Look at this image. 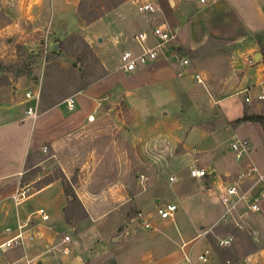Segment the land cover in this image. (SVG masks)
Instances as JSON below:
<instances>
[{"label":"rangeland","instance_id":"obj_1","mask_svg":"<svg viewBox=\"0 0 264 264\" xmlns=\"http://www.w3.org/2000/svg\"><path fill=\"white\" fill-rule=\"evenodd\" d=\"M161 1L164 4L166 2L165 0ZM197 1L176 0V7L173 10L169 7L170 12L167 11L170 17L168 15L166 17L167 13L165 10L167 8L162 4L159 7L158 3H154L158 10L153 14H148L151 17H156L161 10L165 20L173 22H170V28H175L176 33H180L182 37H189V15L192 10H196ZM2 5L0 0V63H2V67L0 66V81L6 76L12 77L13 73L5 69V67L11 63L19 62V55L23 58L28 51L41 54L38 65L33 67L28 74H23L16 79L12 77V81L8 85L0 86L2 95H6V91H9L18 97L23 96L27 89L40 90V87L45 85L47 91L51 92L55 97H59L62 94L66 95L68 92L71 95L74 94L72 90L75 86H79L87 80H97L98 78H94L98 77L103 71V68L98 65L101 64V59L108 56L109 59L111 58L114 61V64L117 63L118 65L121 52L126 48H130L126 43L115 39L117 32L125 29L127 34H131L133 30L138 28V16L142 14V12L137 11L132 2H127L120 7V10L116 9L114 10L115 12H111V14L98 20L90 27H85L77 20L75 5L72 1L64 3L63 0H52L48 5V12L45 16H43L40 9H34L37 16L27 19L26 23L23 20L21 21L23 22L24 32L21 36L22 39L18 41L16 37L18 38L21 35V32L18 31V26L8 28L4 27V23L8 21V16L11 15V12L12 16L15 17L21 16V14L17 9ZM201 5L207 7L214 5V9L211 11L210 16L207 17L208 19L204 14H201L195 25L198 27L200 25L201 27L208 26V23H204L206 20L212 24H217V28L220 29V36H214L206 32L204 38L192 41V44H197L194 48L186 47L180 43L179 54L186 58L188 63L184 66L178 63L175 64L174 72L180 69L182 74L178 76L175 74L174 79L171 81L161 83L156 81L151 85L148 84L143 90L134 87L132 83L136 82H129L127 91L124 93V99L133 111L127 107L126 103H120V100L111 109L109 100H104L102 112H94L95 116L100 115L99 120H97L99 122L96 124L98 126L95 129L102 133L100 136L102 137V144L98 146L102 151H98L97 154L89 153V144L85 143L80 146V152L77 151L75 158L70 161L69 165H65L72 168L69 176L76 181L79 175L88 177L87 175L91 168L90 161L93 158L100 160L99 165H103V162H106L104 164L105 167H98V171L101 172L103 177L107 176L109 179L121 174L130 177L131 183L127 189L130 197H132L135 189V185L132 182L139 179V188L146 189V191L138 194L135 202L136 204L139 203L145 217L142 219L135 218L137 209L133 201L129 199L121 206L126 210V215L122 216L121 209L117 208L102 216L101 219L105 221L104 226L106 228L99 229L94 222L89 225L86 220L81 219L82 221H79L78 224V237L81 240V244H78L77 238L68 223L65 220L61 222V218H63L61 215V217L54 215L53 218L56 221L53 235L56 236L57 234L58 236L55 237V242L58 243L54 245L56 254L63 253L64 246L69 247L70 250L72 245L75 244L76 246L78 244L79 256L84 261H87L90 257V252L93 250L96 252L100 243L111 244L107 228L120 223L128 227V231L122 242L114 244L116 246L113 249L116 254L113 264H139L145 262V259L146 262L152 261V264H159L157 260L163 255L162 251L164 248L172 245V247L167 249L168 253H166V250V252L164 251L166 253L162 257L164 259L173 257L175 251L178 250L174 245L182 240L181 229L187 228L191 225L190 223L195 228L203 224L207 227L210 224L207 221L208 218L201 215V213L209 214V212L213 213L219 210L223 213L224 210L222 203L215 201L214 190L204 194L193 193L196 190V184H193L189 174V163L186 162H190V159L197 156L199 163L206 170L212 167L216 170V175H221L225 171L229 172L230 174L222 177L226 182L236 181L238 173L245 168V164L249 163V161L253 162L261 172L264 171V138L259 123L244 122L235 128L231 124L233 119L243 114L245 107H247V111L250 110V105L247 104L245 97L247 95L252 97V95H258L264 91V85L262 84L255 85V89L251 93L247 92L246 88H242L246 84H253L254 77H251L248 83L247 81L239 80L243 73L242 68H239V62L242 59L249 66L248 70L253 71L249 65L251 64L249 61L250 54L244 55L242 51L252 46L254 34L260 38L261 43L264 45V0H207ZM123 7L129 13L127 20L125 14V17L120 14ZM231 10L236 12L238 19L241 20L242 18L244 22L251 25L249 29H251L253 34H247L242 37L238 22H235L234 25L230 23V18L233 16ZM102 11H104L102 14L106 12L104 6H102ZM21 13H23L22 17H24L26 12L23 9ZM60 13L64 26L62 31L53 26V22L59 18L58 15ZM158 17L159 15L156 17L157 20ZM46 19L50 22L49 27L52 24L51 29H57V33H60V36L72 32L81 37H91V41L89 40L91 44L86 40L85 43L89 45L91 50L89 56L96 57L95 62L97 64L95 63L96 70L92 71L84 80H79L73 76H71V78H74L72 80L59 79L60 71H63V69L68 70L71 68L72 74L79 72L81 69V63L77 61L75 65L76 57L72 56L69 50L61 47L58 53L59 56H55V59L51 62H46L45 54H49L52 49H57L58 45L62 44V41L68 37L63 36L64 38L62 39L51 37V34L45 28ZM198 33L199 30L196 33L193 32L194 35ZM97 34L104 38L103 42L97 40V37H101L96 36ZM7 35L12 37L13 40L7 41ZM15 40L18 42H15ZM55 43L56 47L54 48ZM172 43L178 45L175 40L170 42V44ZM201 45H205L207 50L203 51L200 48ZM79 49L77 52L80 51ZM49 64L53 66L48 67ZM108 64L110 66L114 65L111 62H108ZM59 67L63 69L60 70ZM46 73H48V76H46ZM195 73L199 74L200 82L195 80ZM126 75L130 74L126 73ZM38 107H40V104ZM152 110L155 112L156 121H158L155 129L153 127L154 120L147 117L149 111ZM163 111L167 112V115L161 116L160 114ZM111 112L116 113V115H111ZM210 121L213 123H210ZM209 126H212L213 129L209 130ZM118 130L128 131V141L127 143L124 142L123 146H121V140L117 136ZM91 131H94V129L92 128ZM174 138H177L179 142L182 141L187 150L185 154L182 152L183 157L178 153L182 147L181 143L174 142ZM236 139L248 141V153L247 155L243 154L239 160H235L234 151L229 146V143ZM11 145L15 146L13 143ZM92 146L93 148L95 147L94 145ZM194 147L197 150L196 152L192 151ZM47 153L43 152L44 155L48 156ZM86 157L89 162L82 166V162ZM174 161L182 165L167 169L168 163ZM39 165L41 168L39 173L28 181L31 191L35 188L33 185L39 177L56 176V171L59 167L53 158L49 157L43 159ZM169 175L173 176L171 180L168 178ZM216 175L215 173L212 174V176ZM143 177L144 179H142ZM56 179L58 184L61 183L59 178ZM249 184H251L250 181L239 183L244 188ZM48 191L26 199L17 207L22 204L24 207L33 205L35 201H39L41 195L46 194ZM259 192V189L255 188L249 195L251 198H248L247 202L258 196ZM157 197L162 199L161 201L158 200L157 205L172 201L176 204V209L173 213L174 222L164 226L157 220V217L160 219L156 215L157 205L155 202ZM247 202L243 201L237 205L230 224L236 225L233 222L241 223L242 226L238 227L246 229L251 234L254 246L256 244H264V196L259 199L260 209L258 211H247L246 215H244L243 212L247 210ZM34 215L39 217L38 213ZM143 220L148 222L149 226H144L142 222L145 221ZM98 221L100 222L99 217ZM222 223L225 222L222 221ZM250 225L256 229L257 233L253 232ZM3 229L4 227H0V232ZM64 234L70 237L69 241H61ZM248 240L249 237L246 239L243 236L241 239L235 238L227 248L237 254L238 258L235 260L226 259L228 260L227 263L226 260L222 261L218 257L214 250V241L211 238V247H206L210 251L208 261L201 262L197 259L196 264H233L241 258L240 256L244 254L245 249L250 248ZM194 243L197 249L202 251L205 244L209 245L206 238H195L187 243L186 249ZM155 259L156 262L153 261ZM5 261L4 252L0 248V264H4ZM91 261L95 260L91 259ZM107 264L112 263L108 261ZM239 264H242V262H239Z\"/></svg>","mask_w":264,"mask_h":264},{"label":"crops","instance_id":"obj_2","mask_svg":"<svg viewBox=\"0 0 264 264\" xmlns=\"http://www.w3.org/2000/svg\"><path fill=\"white\" fill-rule=\"evenodd\" d=\"M68 1H72L75 5L76 15V8L78 3L77 0H63L64 3ZM165 1L166 2L164 4L161 0H124L120 2L117 6L110 9L112 11L107 10L96 20L88 24H85L79 21L78 19L77 20L82 23L83 26L90 27L91 25L95 24V22H97L98 20H101L105 16L111 14V12H115L114 10H120V7L126 4L127 2H132L133 6H135L136 9L137 5L141 3H158L159 7L162 4L165 8H167L165 10L167 13L166 17L167 15L170 17V14L167 11L170 10L169 7H171L173 10L176 7L177 2L176 0ZM1 2L3 5H8L12 9H17L18 12L21 14V16L15 17L12 16L11 12V15L8 16V21L4 23V27L8 28L18 26V31L21 32V35L19 36L21 37L22 33L24 32L22 25L23 22L26 23L27 19H31L34 16H37V13L34 11V9H40L43 16H45V14L48 12V5L50 2H52V0H1ZM197 3V6H195L197 7L196 10H192L191 14L189 15V37H182L180 36V33H177V36L174 40L177 41L178 45L176 43L167 45V47L164 48V52L160 57H158L154 61H151L145 65L138 67L134 71L119 70L117 68V63L114 64V61L111 58L109 59L108 56H105L103 59H101V65L103 66L106 74H104L94 82L88 84L85 89L69 95L73 96L75 100L74 107L72 109H68L65 104V98L69 96L65 97L55 105L43 111H38V102L36 104L34 100L26 99L24 95L18 97L17 95H13L9 91H6V95H2L3 93H0V227H4V229L0 232V244L6 239L12 237L18 231L17 225L24 221H26V225L22 227V231L25 235H27L25 236L21 244H17L15 246H10L7 248L0 247L3 250L6 259L4 264H25L24 256L30 258L35 257L37 259V264H107L108 261H111V263L113 264L116 254L113 249L114 246H116L114 244L122 242L125 239V235L128 231V227H125L124 224L118 223L114 224L111 227H108V238H110L109 242L111 244L107 245L100 243V246L96 250V252H94V250L91 251L90 257L87 259V261H84L83 258L79 256L77 247L79 243L81 244V240L78 237V224L79 221L82 220L80 219L75 223H69L66 221L63 209L66 206L67 199L62 189L61 183L58 184L56 182L57 179L49 181L39 189L34 188L32 192L26 198H24V200L22 199L23 201L21 200L17 204H15L14 200L12 199V195L21 185L20 179L24 171V163L28 152L40 154L42 152L41 148L45 145L47 147L48 152L47 157L53 158V160L58 164V166L64 173L65 177L70 180L71 178L69 174H71L72 168L66 167L65 165H69L70 161L75 158L77 151L80 152L81 145L88 143L89 153L97 154L98 151H102V149L98 147L102 144V137H100L102 133L95 129V127L98 126L96 124L97 122H99L97 120H99L100 115L98 114L95 116V121H89L87 120L88 114H94V112L96 111H99V113L102 112V109L104 107L103 104L105 102L104 100H109L111 104V109L114 108V104H118L119 100L120 103H126L124 99V93L127 91V85L129 82H136L132 83L134 84V87L139 90H143L148 84L151 85L156 81L158 83L171 81L172 79H174L175 74L177 76L181 75L182 73H180V69H178L177 72H174L175 64H180V62L172 56V53L175 52L177 55H180V43H182L186 47L188 46L190 48H194L197 46V44H192V41H195V39L198 38H204L206 36V32L211 33L214 36H220V29L217 28V24H212L206 20L204 21V23H208V26L201 27L200 25V27H198L195 25L201 14H204V16H206L207 18L210 16L211 11L214 9V5H209L208 7L202 6L199 0L197 1ZM2 6L1 8H3ZM23 9L26 12L24 13V17H22L23 13H21ZM232 13L233 16H231L230 18V23L234 25L235 22H238V27L241 28L240 31L242 37L247 34H253L251 29H249L251 25H248L247 22H244L242 18L241 20L238 19L236 17V12L232 11ZM120 14H122L123 16L125 14L126 20L128 19L129 13L126 12L125 7H123V9L120 11ZM150 14L143 11L142 14L138 16V28L136 30H133L131 34H127L125 29H121L117 32L115 39L121 41L122 43H126L127 46L130 47L129 49H139V45L135 42L136 40L134 39V34L141 30L143 25L164 24L170 27L169 24L171 25V23H173L171 22V20H165V18L163 17L164 14L161 10L159 14H157V16L159 15L158 20L156 19L157 16L151 17ZM58 17L59 18H57L56 21L53 22V26H56V28L62 31V27L64 26L61 21V13L60 15H58ZM22 20L23 22H21ZM45 23L46 31L51 34V37H59L60 39H62L64 38L63 36H68L72 33L69 32L67 33V35L64 34L60 36V33H57V29H51L52 24L49 27L50 22L48 19L45 20ZM198 30L199 33L197 35H194L193 32L196 33V31ZM254 35V43L252 44V46H250L249 48H245L242 51V54L244 55L250 54L251 57L249 58V61L251 62V64L249 65L253 69V71L248 70L249 66L245 63L244 59L239 62V68H242L243 70L242 76L239 78V80L244 82L247 81L248 83L249 79L251 77H254L253 84H246L242 87L246 88L247 92L249 93H251V91L255 89V85H264V81H261L260 79V70L264 67V45L261 43L260 38L256 34ZM96 36L101 35L97 34ZM20 37H16V39L19 41L20 39H22V37ZM88 38L87 36H83V39L86 40L89 44H91V37L89 36ZM6 39L7 41H9L10 39L13 40V38L8 35ZM17 40H15V42H18ZM97 40L103 42L104 38L102 36L97 37ZM108 62H111L114 65L110 66ZM180 65L184 66L183 64ZM126 73H129L130 75H126ZM256 96L257 95H252L251 101L247 102V104L250 105V110L247 111L248 113H260L262 111L264 112V100L257 99ZM34 104H36V116L32 117L26 113V108L28 107V105ZM127 107L131 109L128 104ZM166 113L167 112L163 111V113L160 115H167ZM111 115H116V113H112ZM147 115L148 118L154 120L153 127L155 129V127L158 125V121H156L155 117V112L153 110L149 111ZM235 127H237V125L234 126V128ZM92 128L94 129V131H91ZM117 132V136L121 140L120 144L121 146H123L124 142L127 143L128 141V131L118 130ZM174 142L178 143L179 141L176 138ZM11 143H13L15 146L11 145ZM179 143H181L182 147L180 151H178V153L180 154V156L183 157L182 152H184L185 154L187 153V150L183 145L182 141H180ZM92 145H94L95 147L93 148ZM192 151L196 152L197 150L194 147ZM41 154H43V152ZM81 159L83 160V158ZM88 162L89 160L86 157L82 162V166H85ZM99 163L100 160H97V158H93L92 161H90L91 168L87 175L88 177L79 175L76 178V181L73 180L74 191L78 199L82 203L84 211L86 213V216H84V218L82 219L86 220L89 225L91 222H94L95 226L97 225V228L99 229L106 228L104 226L105 221H102L101 219L102 216L104 214L110 213L111 210H115L117 208L119 210L121 209L120 211L122 216L126 215V210H124V207L121 206H123L124 203L129 199L133 201L134 205L136 206V209L138 210V213L135 215V218L142 219L143 217H145V215L143 216L142 208L139 206V203L136 204L135 202V198L137 197V195L143 191H146V189L144 190L139 188L140 180H132V183L135 185V189L133 191L132 197H130L127 190L128 186L131 183L130 177L123 174H121L120 176H113L110 179L107 176L103 177L101 172L98 171V167H105L104 164H106V162H103V165H99ZM186 163H189V168L191 165H194L198 168L206 170L205 167L199 163V158L197 156H194L192 159H190V162ZM181 165L182 164H177L176 161H174L168 163L166 168L170 169V167H179ZM206 171L207 176L196 177L190 175L191 179L193 180V184H196V190L193 193L204 194L206 192L214 190L215 201H219V190L223 189L224 186L233 183V181L226 182L222 179V177H225L230 173L225 171L221 175H216V170H214L212 167H210ZM214 173L216 176H212V174ZM170 176L172 175H169V177ZM142 179H144V177ZM153 183H155V181H153ZM26 184H28V182ZM248 186H246L245 188H247ZM255 188H257V190L259 189V191L261 189L260 185H255L249 191L247 199L251 198V196L249 195L252 193V191H254ZM45 191H48L46 193L47 195H41L39 197V201H35L33 205L24 207V205L22 204L21 206L17 207V205H19L21 202L23 203L26 199L32 198L37 194H42ZM156 199L157 201L162 200L161 197H157ZM155 203L157 205L158 202ZM39 208H42L44 212L48 215L46 219H42L41 215L37 212ZM35 213H38L39 217H36L34 215ZM206 214L208 213H201V215H204V217L208 218L207 221H209L208 223H210L209 226L206 227L205 224H203L200 225L198 228H195V226L190 223V226L183 230L181 229L182 240H180V242H177L176 245H174L179 251H175L173 257H168L164 259L162 257L164 256V254L169 252L167 249L172 247V245L164 248V250L162 251L163 255L160 259L157 260L159 264H188L186 260L187 255L190 257L193 264H196L197 255L202 252V250L197 249L195 243L186 249L187 243L195 238H206L208 240L209 245L205 244L203 246V250L208 246L211 247V237L209 236V234L213 235L214 238H217V236L220 235H217L213 231L214 226L219 224H230L222 223L221 210L215 211L213 213L209 212L208 215ZM54 215H58L59 217L62 216L63 218H61V222H64L65 220V222L68 223L71 231L74 232L77 238L78 244L76 246L75 244L72 245L70 250L69 247H67V252L56 254L57 252L54 249V245L58 243L55 242V237H58L57 234L56 236L53 235V232H55L53 229L55 228L54 223L56 221L53 218ZM98 217L100 222L98 221ZM173 217L174 215L167 218L159 217L160 219H158L157 217V220L165 226L166 224L175 221ZM239 217L241 218V216ZM145 222H142L143 225ZM250 227L254 233H257L256 229H254L251 225ZM206 230L208 231L205 232ZM29 235H31V237H29ZM61 241H63V238L61 239ZM164 251L166 253H164ZM240 257L241 258H239L233 264H239V262H242V264H264V244H256L253 250L247 252L246 254H243ZM91 259H94L95 261H91ZM153 261L156 262V259ZM151 262L152 261L146 262L145 259V262L139 264H152Z\"/></svg>","mask_w":264,"mask_h":264},{"label":"built area","instance_id":"obj_3","mask_svg":"<svg viewBox=\"0 0 264 264\" xmlns=\"http://www.w3.org/2000/svg\"><path fill=\"white\" fill-rule=\"evenodd\" d=\"M201 3L206 2L207 0H199ZM138 11H145L147 13H155L158 10L157 6L151 2L141 3L137 5ZM177 36L176 29L170 28L164 24H145L134 34V39L139 45V49H125L120 54V62L117 66L119 70L122 71H134L138 67L145 65L151 61H154L158 57L162 55L164 52V48L170 44ZM172 56L175 57L180 64H187L188 60L186 58H182L180 55H177L176 52L172 53ZM194 78L197 82H200L199 74L195 73ZM260 79L264 81V67L260 70ZM260 81V82H261ZM26 99H32L37 104L39 100V90H31L27 89L24 93ZM257 99L264 100V91L260 92L257 96ZM246 102L251 101V97L248 95L245 97ZM74 97L69 96L65 98V104L68 109H72L74 107ZM36 104L28 105L26 108V113L32 117L36 116ZM95 115L93 113L88 114L87 120L94 121ZM230 148L234 151V157L236 160L241 159L243 154L248 153V141L245 139H236L229 143ZM41 151L46 153L47 147L44 145L41 148ZM189 173L192 176L202 177L207 173L206 170L202 168H198L194 165H191L189 168ZM237 180L232 184L224 186L223 189L218 192V200L223 205V213L221 215V219L225 223H231L233 218V213L236 210V207L241 202H247L248 193L255 185H260L261 189L258 196L253 197V199L246 203V208L243 212L246 215L247 211H258L259 207V199L264 196V171H260L257 166L249 161L245 165V168L242 169L240 173H238ZM173 176H170L171 180ZM244 181H250L251 184L247 188H243L239 185ZM31 187L29 184L20 185V187L14 192L12 195V199L15 204H17L22 199L26 198L31 193ZM176 209V204L174 202H164L161 205L156 206V213L161 218L171 217ZM37 212L41 215L42 219H46L48 215L44 212L42 208H39ZM240 216V215H239ZM237 226H242L239 222H233ZM26 225V221L21 222L17 225L18 231L10 238L6 239L0 244V247L7 248L10 246H15L17 244H21L25 235L22 231V227ZM145 226H148V223H144ZM210 230V229H208ZM206 230L205 232H207ZM31 237V235H29ZM70 237L68 235L63 236V241H69ZM234 240L233 235H219L216 238V243L218 247H227L232 244ZM67 246L63 247V252H67ZM209 249L205 248L202 252L197 255V259L201 262H207L209 259ZM25 264H37V259L35 257H27L24 256ZM186 260L188 264H193L190 257L187 255ZM228 262V260L226 261Z\"/></svg>","mask_w":264,"mask_h":264},{"label":"trees","instance_id":"obj_4","mask_svg":"<svg viewBox=\"0 0 264 264\" xmlns=\"http://www.w3.org/2000/svg\"><path fill=\"white\" fill-rule=\"evenodd\" d=\"M120 2H121V0H79V2L77 4V8H76V17L79 21H81L85 24H88V23L96 20L100 15H102V13L104 12V11H102V6H104V9L107 11V10H110L111 8L117 6ZM56 39H58V38H56ZM61 47L64 48L65 50H69L70 54L72 56L76 57L75 58V65H76V62L79 61L82 66H81L80 71L77 73H74V74H72L71 68L66 70V69L59 67L60 70L63 69V71H60L61 75H59V79H61V80L62 79L72 80L74 78H77L79 80H84V78H86L92 71L96 70L95 69L96 64H97V62H95L96 57L94 58V56H92V55L89 56L91 53L89 45H87L85 43V40L83 39V37L79 36L76 33H71L70 35H68V37L62 41V44L58 45L57 49H52L49 54H47V55L45 54L44 57H45L46 62H51L52 60L55 59L54 58L55 56H59L58 53L60 52L59 50L61 49ZM200 48L203 51L207 50L205 45H201ZM78 49L80 50L79 52H77ZM190 51H192V50H190ZM40 56H41V54H39V53L35 54V53L28 51L27 55L24 56L23 58H22V56L19 55V57H18L19 62L11 63L7 67H5V69L12 72L13 73V75H12L13 79H16L17 77H19L23 74H28L29 71L33 67L38 65V63L40 61ZM98 65H100L103 68V66L101 64H98ZM0 66L2 67V63H0ZM51 66H53V65L49 64L48 67H51ZM73 66H74V64H73ZM104 74H106V72L103 68V71L99 74V76L94 78V79L100 78ZM43 75H44V73H43ZM46 76H48V73H46ZM71 76H73L74 78H71ZM6 77L4 79H2V81H0V86L5 85V84L8 85L12 81V79H11L12 77L11 78H9V77L6 78ZM36 78H37V76H36ZM93 81L94 80H87L83 84H81L79 86H75V88L72 90V91H74L73 93L85 89L88 86V84H90ZM68 95H70V92H68L66 95L62 94L59 97H55V96H53V94H51V92L47 91L46 85L43 87H40L39 100H38L39 101L38 105L40 104V107L37 106V110L43 111V110L55 105L56 103H58L59 101H61L65 97H67ZM245 121H251V122L259 123L261 125V128L263 130V135H264V112L263 111L260 113H248L247 107H245L243 114L241 116L233 119L231 121V124L233 126H236V125H238L242 122H245ZM210 123H213V122L210 121ZM208 129H213V127L209 126ZM50 153H51V151H50ZM46 157H47V155H43L41 153L40 154H34L31 152L30 153L28 152V154L26 155L25 163H24V171H23L21 179H20L21 185L26 184L28 181L32 180V178L35 177L37 175V173H39V171L41 169L39 162H41L43 159H46ZM203 176H207V175L205 174ZM56 178L60 179L62 189H63L64 194H65L66 199H67L66 206L63 209L65 219L69 223H75L78 220L84 218V216H86V213L84 211L82 203L80 202V200L78 199V197L74 191L73 179L71 178L70 180H68L65 177L64 173L62 172V170L60 169V167H58V169L56 171V176L55 175L54 176L47 175V176L42 177V178L39 177L37 179V181H35L33 187H35V189H39L44 184H46L49 181L56 179ZM137 213H138V210H136V214ZM213 231L217 235L218 234H220V235L231 234V235H233L234 239L235 238L241 239L242 236L246 239H247V237H249L248 242L250 243V248L245 249L243 252L244 254H246L247 252H250L255 247L254 243H252L253 241H252V238H251V235L249 234V232L246 229H241L237 225H232V224L221 225V224H219V225L214 226ZM209 236L214 241V250L217 253L220 260H222V261H225L226 259L235 260L238 258L237 254L233 253L230 249L227 248L228 246L227 247H218V245L216 243V238H214L213 235H211V234H209Z\"/></svg>","mask_w":264,"mask_h":264},{"label":"water","instance_id":"obj_5","mask_svg":"<svg viewBox=\"0 0 264 264\" xmlns=\"http://www.w3.org/2000/svg\"><path fill=\"white\" fill-rule=\"evenodd\" d=\"M54 47H56V45H55V44H54ZM156 202H158V201H157V199H156Z\"/></svg>","mask_w":264,"mask_h":264}]
</instances>
